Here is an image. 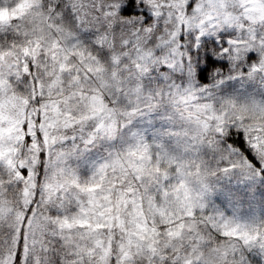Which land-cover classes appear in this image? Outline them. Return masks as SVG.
<instances>
[{
    "label": "snow or ice",
    "instance_id": "1",
    "mask_svg": "<svg viewBox=\"0 0 264 264\" xmlns=\"http://www.w3.org/2000/svg\"><path fill=\"white\" fill-rule=\"evenodd\" d=\"M33 9L0 22V264H264V216L207 202L264 178V97L228 91L264 87V0Z\"/></svg>",
    "mask_w": 264,
    "mask_h": 264
},
{
    "label": "rangeland",
    "instance_id": "2",
    "mask_svg": "<svg viewBox=\"0 0 264 264\" xmlns=\"http://www.w3.org/2000/svg\"><path fill=\"white\" fill-rule=\"evenodd\" d=\"M3 2L15 6L11 9L8 7L0 9V22H7L15 16L24 17V21H30L32 16L39 11L33 9L37 0H3ZM25 13L28 15L25 16ZM232 90H236L242 96H251L257 100L264 97V87L260 85L259 81L249 82L246 85H241L238 82L231 83L228 91ZM102 152L103 149L92 150L84 160L77 162L82 175L88 174L90 162L98 159ZM252 154L255 157V153L252 152ZM233 156L237 159L241 157L235 151H233ZM215 185L207 196L210 212L219 211L228 216L235 213L243 219L264 216V181L259 177L241 179L237 176H226L216 180Z\"/></svg>",
    "mask_w": 264,
    "mask_h": 264
},
{
    "label": "trees",
    "instance_id": "3",
    "mask_svg": "<svg viewBox=\"0 0 264 264\" xmlns=\"http://www.w3.org/2000/svg\"><path fill=\"white\" fill-rule=\"evenodd\" d=\"M232 134L225 137V142L227 145H231L234 148V151L241 156H247L249 159H254L250 147L247 145L246 141L243 138L241 133H238L234 130H231ZM264 181V178L259 177Z\"/></svg>",
    "mask_w": 264,
    "mask_h": 264
}]
</instances>
